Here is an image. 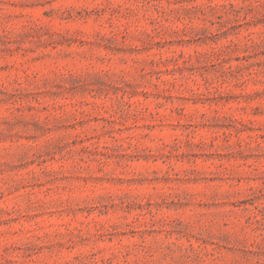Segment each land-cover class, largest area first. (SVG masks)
I'll list each match as a JSON object with an SVG mask.
<instances>
[{
    "label": "rangeland",
    "instance_id": "1",
    "mask_svg": "<svg viewBox=\"0 0 264 264\" xmlns=\"http://www.w3.org/2000/svg\"><path fill=\"white\" fill-rule=\"evenodd\" d=\"M0 264H264V0H0Z\"/></svg>",
    "mask_w": 264,
    "mask_h": 264
}]
</instances>
